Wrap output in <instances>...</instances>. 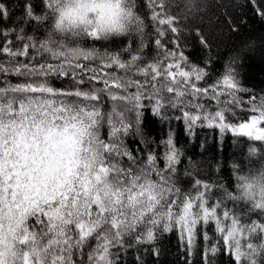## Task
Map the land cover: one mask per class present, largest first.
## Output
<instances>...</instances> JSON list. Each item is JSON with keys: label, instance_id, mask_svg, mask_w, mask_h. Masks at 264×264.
<instances>
[{"label": "snow or ice", "instance_id": "snow-or-ice-1", "mask_svg": "<svg viewBox=\"0 0 264 264\" xmlns=\"http://www.w3.org/2000/svg\"><path fill=\"white\" fill-rule=\"evenodd\" d=\"M0 0V264H126L175 233L185 264H264V89L215 68L201 0ZM264 18V0H246ZM13 21L12 23H9ZM229 28L236 29L231 23ZM113 45H116L113 47ZM250 142L222 182L182 171L171 127ZM136 264H144L140 255Z\"/></svg>", "mask_w": 264, "mask_h": 264}, {"label": "trees", "instance_id": "trees-1", "mask_svg": "<svg viewBox=\"0 0 264 264\" xmlns=\"http://www.w3.org/2000/svg\"><path fill=\"white\" fill-rule=\"evenodd\" d=\"M18 2L19 0L12 2L13 21L21 15V11L15 8ZM34 2L39 4V0ZM201 3L202 10L190 27H201L212 45V50L209 53L203 49L194 31L186 29V54L194 62L211 56L218 70L231 57L239 55L238 70L242 81L256 91L264 89V18L257 15L253 5L246 3V0H201ZM229 23L235 31L229 28ZM169 127L175 132L178 146L184 153L182 171L191 170L194 166L200 169L202 175L229 182L234 180V164L248 168L253 166L250 161L259 160V157L249 156L250 142H246V138L237 139L230 133L221 136L218 131L208 128L197 129L196 134L189 135L181 121H172L169 125L162 123L151 113H146L144 129L151 139L164 138ZM149 247L145 245L139 252L135 248L128 250L124 255L126 264H136V255L142 257L144 264H185L186 256L175 233L164 234L155 244L160 251L158 256L143 250ZM191 262L201 264L198 251L191 257ZM217 264H228V257L219 256Z\"/></svg>", "mask_w": 264, "mask_h": 264}]
</instances>
